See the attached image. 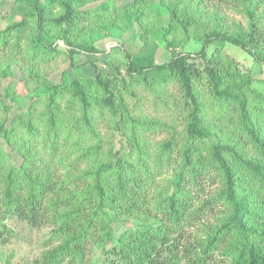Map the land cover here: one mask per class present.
Wrapping results in <instances>:
<instances>
[{
  "label": "trees",
  "instance_id": "16d2710c",
  "mask_svg": "<svg viewBox=\"0 0 264 264\" xmlns=\"http://www.w3.org/2000/svg\"><path fill=\"white\" fill-rule=\"evenodd\" d=\"M16 1L30 11L0 31L1 77L19 67L32 78L37 66L66 54L77 76L66 71L62 84L46 82L45 124L31 108L14 118L12 131L0 121V139L11 148L7 156L0 148V248L15 236L7 223L16 221L49 228L59 243L37 264H264V92L225 50L229 44L264 63V0H223L247 20L235 30L220 21L202 27L197 17L213 11L206 0H160L171 17L166 27L149 0ZM134 26L143 40L139 52L121 44L126 62L98 68L85 61L96 74L78 76L84 65L77 56L96 57V41L121 40ZM192 40L200 50L179 51ZM162 43L171 56L159 64ZM136 86L176 88L182 140L167 123L142 122L127 111L122 93L135 95ZM67 94L86 114L108 108L117 130L130 131L126 144L104 157L97 145L82 148L84 139L59 122ZM85 122L95 137L92 120ZM138 126L171 131L172 138L152 152ZM37 137L45 139L41 148L32 147ZM164 174L172 176L167 185L157 179Z\"/></svg>",
  "mask_w": 264,
  "mask_h": 264
},
{
  "label": "rangeland",
  "instance_id": "374dc122",
  "mask_svg": "<svg viewBox=\"0 0 264 264\" xmlns=\"http://www.w3.org/2000/svg\"><path fill=\"white\" fill-rule=\"evenodd\" d=\"M112 1L117 2L118 4L116 5H127L132 0ZM149 1L154 8L159 10L161 24L165 27L168 26L171 22V17L169 12L160 4V0ZM205 5L208 6L207 8H213V11L210 17H197L196 20H200L202 27L211 28L218 21L230 27L231 30H235L234 27L236 24L247 27L245 16L238 9H235L236 7L224 4L223 0H206ZM56 8L55 12L60 10L58 9L59 7ZM29 11L30 8L18 3L16 0H0V31L22 21L24 15ZM213 14H216L218 18ZM138 32L139 29L134 26L133 30L127 32L121 40L104 39L96 41V48L102 53L96 57L77 56L75 60L76 64H83L85 61H88L92 62L98 68H103L110 61L115 63H118V61L126 62L124 52L119 47L122 44L123 49L129 51L131 54L139 52L143 40ZM62 43L61 41L60 44ZM164 44L162 43L158 50L157 62L159 64L167 61L171 56L170 51L164 48ZM200 48L201 43L192 40L187 45L180 47L179 51L194 53L200 50ZM225 50L239 62L244 71H250L253 74L256 79L255 86L264 92V63H257L246 52L235 46L227 44ZM27 66L28 68L30 67V65ZM70 66V58L66 54L59 56L57 61L53 60L47 63V65L37 66L32 78L25 74L19 67H13L12 76L7 80H4L0 74V103L7 104L11 107L10 112H6L3 107L0 108V121L6 119V127L9 131H12L15 127L12 123L14 118L20 115H27L30 108L36 118L42 117L44 124L46 123L48 119L46 114L49 94L45 92L44 86L47 81H51L53 84H62V74L66 71L72 76H77L75 70L71 69ZM1 68L3 69V67ZM78 74V76L85 79L93 78L96 70L93 65H84ZM6 87L9 90L10 98L8 97V99L4 95V88ZM122 96L125 99L124 103H126L127 111L136 120L152 123H167L176 130L178 140H182V133L185 130V126L183 125L184 115H182V111L180 112L179 107V104L182 102V97H180L176 88L169 86L167 88L157 87L156 89H152L136 86L135 95L123 91ZM79 103H72L71 95L68 94L64 99L59 100L61 107L59 117L61 121L59 122L65 127L63 129L66 132H70L74 138L81 137L84 139V142L81 144L82 148L97 145L101 147L102 157H104L111 151L116 152L121 146L126 144L128 135L130 136V131H123L126 132V135H124L122 130H117L118 119H116V116L108 108L94 106L88 109L89 112L86 114L80 105L81 103ZM211 112L213 113L214 111H210V116L212 115ZM86 116L89 121L92 120L93 122L95 137L90 134L89 127L85 122ZM44 124L40 128L38 127L40 132L43 131ZM139 127H136L137 135H144L143 139L150 142L149 146L152 152L156 151L158 145L172 138L171 131L170 133L162 129L146 131ZM27 134V132L22 134L25 140L28 139ZM13 136L16 139L15 134ZM44 140L37 137V140L33 141L34 146L32 147L41 148ZM5 142V138L0 139V148H2L3 154L7 156L10 155L11 148ZM20 144L24 145L25 141H20ZM27 145L29 147L30 143H27ZM10 160L7 159L8 162ZM73 163L74 161L71 160L70 165H73ZM152 166L154 165L152 164ZM157 179L160 180V184L167 185L172 179V176L170 174H164L158 176ZM7 224L8 228L14 231L15 236L12 237L9 244L0 248V264H37L46 252L53 250L59 244L55 240H52L51 230L49 228L31 229L26 224L16 221H11ZM120 227L122 228L123 225ZM119 231L120 229L117 230V232Z\"/></svg>",
  "mask_w": 264,
  "mask_h": 264
}]
</instances>
